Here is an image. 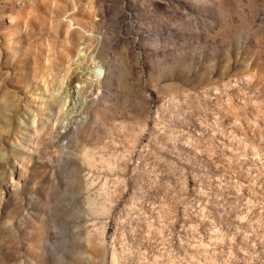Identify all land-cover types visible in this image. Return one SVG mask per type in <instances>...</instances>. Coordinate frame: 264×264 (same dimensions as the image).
<instances>
[{
  "label": "rangeland",
  "instance_id": "374dc122",
  "mask_svg": "<svg viewBox=\"0 0 264 264\" xmlns=\"http://www.w3.org/2000/svg\"><path fill=\"white\" fill-rule=\"evenodd\" d=\"M0 264H264V0H0Z\"/></svg>",
  "mask_w": 264,
  "mask_h": 264
},
{
  "label": "bare ground",
  "instance_id": "6f19581e",
  "mask_svg": "<svg viewBox=\"0 0 264 264\" xmlns=\"http://www.w3.org/2000/svg\"><path fill=\"white\" fill-rule=\"evenodd\" d=\"M98 70H99V69H98ZM98 70H97V71H98ZM97 71H96V68H95V72H97ZM91 74H92V72H91ZM94 74H95V73H94ZM95 75H96V74H95ZM95 75H94V76H95ZM89 76H90V74H89ZM96 77H97V76H95V78H96ZM79 101H80V100H79ZM78 112H79V111H78Z\"/></svg>",
  "mask_w": 264,
  "mask_h": 264
}]
</instances>
